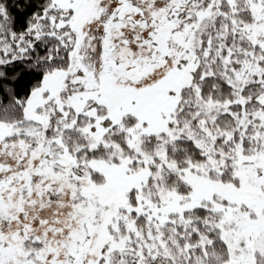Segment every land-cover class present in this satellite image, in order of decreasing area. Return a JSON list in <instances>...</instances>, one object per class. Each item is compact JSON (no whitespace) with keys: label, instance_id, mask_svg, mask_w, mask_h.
Returning <instances> with one entry per match:
<instances>
[{"label":"snow or ice","instance_id":"obj_1","mask_svg":"<svg viewBox=\"0 0 264 264\" xmlns=\"http://www.w3.org/2000/svg\"><path fill=\"white\" fill-rule=\"evenodd\" d=\"M0 264H264V0H0Z\"/></svg>","mask_w":264,"mask_h":264}]
</instances>
